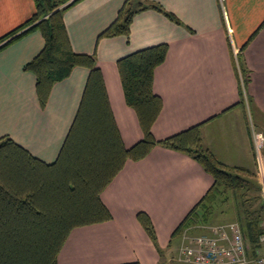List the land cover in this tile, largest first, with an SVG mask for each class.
<instances>
[{"label": "crops", "instance_id": "obj_1", "mask_svg": "<svg viewBox=\"0 0 264 264\" xmlns=\"http://www.w3.org/2000/svg\"><path fill=\"white\" fill-rule=\"evenodd\" d=\"M126 2L77 0L63 14L74 51L96 54L124 145L136 144L143 130L126 102L117 62L165 42L167 56L153 81L163 101L154 137L162 140L201 124L204 147L222 163L253 167L252 132L264 134V0H129L128 7L138 10L130 34L99 37ZM142 2L160 3L181 23L151 7L141 10ZM35 12V0H0V38L7 35L0 46L11 40L0 49V137L11 136L51 163L75 119L90 70L76 66L54 84L46 105L40 104L37 78L24 66L42 51L45 39L38 29L28 30L34 24L9 36ZM213 183L196 159L156 145L145 158L125 163L101 194L112 217L72 229L58 264H186L178 260L182 235L173 232ZM140 212L149 215L155 239L139 221ZM199 229L188 233L200 234Z\"/></svg>", "mask_w": 264, "mask_h": 264}, {"label": "trees", "instance_id": "obj_2", "mask_svg": "<svg viewBox=\"0 0 264 264\" xmlns=\"http://www.w3.org/2000/svg\"><path fill=\"white\" fill-rule=\"evenodd\" d=\"M66 1L35 0L34 15L9 33L11 36L34 24L28 30L38 29L45 39L42 51L24 66L37 78V95L42 106L46 105L54 84L67 78L76 66L87 67L90 73L75 119L54 162L42 161L9 135L0 137V264H58L59 252L72 229L112 217L101 194L125 163L145 158L158 144L193 157L214 178L212 187L181 221L173 236L189 232L194 225L209 223L215 203L226 191L243 198L255 185L250 168L228 166L204 147L201 124L162 140L154 137L152 126L163 101L154 92L153 81L155 69L167 56L169 46L165 42L134 51L117 62L126 102L135 109L143 130L142 139L127 148L110 106L96 54L78 53L72 47L63 14L77 0L59 8ZM128 2L99 37L130 34L138 10L128 7ZM140 5L141 10L151 7L181 23L160 3ZM242 70L246 73L244 67ZM247 82L248 77L244 78L245 87ZM242 103L246 104L244 96ZM242 200L244 208L238 213L237 222H241L247 243L256 249L260 247L259 236L264 233V205L246 206L252 200ZM138 219L155 239L149 215L140 212Z\"/></svg>", "mask_w": 264, "mask_h": 264}, {"label": "built area", "instance_id": "obj_3", "mask_svg": "<svg viewBox=\"0 0 264 264\" xmlns=\"http://www.w3.org/2000/svg\"><path fill=\"white\" fill-rule=\"evenodd\" d=\"M253 140L260 156L264 134L254 132ZM262 190L264 194V178ZM211 229V233L197 235L185 231L178 260L186 264H264V255L260 251V247L264 246V233L259 236L260 247L250 249L238 222L212 225Z\"/></svg>", "mask_w": 264, "mask_h": 264}, {"label": "rangeland", "instance_id": "obj_4", "mask_svg": "<svg viewBox=\"0 0 264 264\" xmlns=\"http://www.w3.org/2000/svg\"><path fill=\"white\" fill-rule=\"evenodd\" d=\"M245 100L247 101V97L245 98ZM246 104H248V101L246 102ZM254 132H261V131L254 128L252 132V137H253ZM252 149L254 153L255 165L251 167L250 169L252 173L251 179L253 183L255 182L254 183L255 185L252 186L250 190L246 191L245 197L243 198H241L240 196L238 197V195L236 196V193H234L231 190L226 191L224 194H222L221 197L218 199V201L215 203V209H214V212L211 218L209 219V223L197 224L191 227V228L198 227L203 230V231L201 229L195 230L197 233H200V234L211 233L210 230L213 232V230L211 229L212 225L225 224V223H229L233 221L237 222L238 221L237 219L239 218L238 213L242 212L241 209L244 208L242 204V201H243L242 199L244 198L245 199L249 198V200H252V201H247L246 206L258 208L259 205L261 204L264 205V194L262 190L263 178H264V171H263L264 169V157H263L264 146L261 150L260 156L255 149L254 140H253ZM257 185L259 186V188L257 187ZM179 241H180L179 238H175L174 244L179 243ZM250 249H253V248L250 247ZM260 251L264 255V246L260 247Z\"/></svg>", "mask_w": 264, "mask_h": 264}]
</instances>
